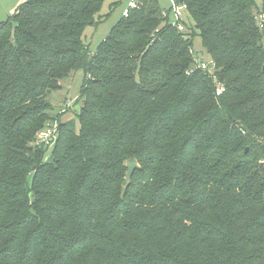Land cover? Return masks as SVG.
Instances as JSON below:
<instances>
[{
  "label": "trees",
  "instance_id": "1",
  "mask_svg": "<svg viewBox=\"0 0 264 264\" xmlns=\"http://www.w3.org/2000/svg\"><path fill=\"white\" fill-rule=\"evenodd\" d=\"M177 2L187 31L139 0L93 53L104 0H26L0 24V264H264V0ZM78 70L76 130L47 97Z\"/></svg>",
  "mask_w": 264,
  "mask_h": 264
},
{
  "label": "rangeland",
  "instance_id": "2",
  "mask_svg": "<svg viewBox=\"0 0 264 264\" xmlns=\"http://www.w3.org/2000/svg\"><path fill=\"white\" fill-rule=\"evenodd\" d=\"M164 8L169 5L168 0H159ZM112 0H104L100 11L103 16L97 24L86 27L83 40L88 45L89 50L93 53L98 44H100L107 36L112 27L122 16V11L127 7V0H120V3L111 7ZM257 5H261V0H255ZM187 24L193 26V20L189 16L186 20ZM192 51L195 57H200L207 61L209 55L204 52L201 46V40L198 35L193 38ZM84 72L81 70L73 71L68 77L60 81L61 87L55 91H51L47 97L48 102L52 106V115L62 121L70 120L74 128H79L78 119L76 117L77 110L81 105L80 91L83 85ZM49 148L45 153V158L49 155Z\"/></svg>",
  "mask_w": 264,
  "mask_h": 264
},
{
  "label": "built area",
  "instance_id": "3",
  "mask_svg": "<svg viewBox=\"0 0 264 264\" xmlns=\"http://www.w3.org/2000/svg\"><path fill=\"white\" fill-rule=\"evenodd\" d=\"M169 5L167 8L162 7L161 14L163 18L167 19V23L176 28L177 31L183 33L188 30L189 24H187L186 20L190 16L186 3L177 2V0H168ZM139 4V0H127V7L122 11V16H127L128 10L130 8H135ZM257 24L259 27L262 26L264 22V16L259 13H254ZM192 58H193V66L197 69H201L210 74L214 73L216 69V65L212 59H208L205 61L200 57H195L192 49L190 50ZM192 69L187 70L186 74L191 73ZM225 87L222 84H217L215 93L216 95L224 92ZM57 125L58 122H48L43 129L39 130L36 133L35 143L47 145L51 147L55 139L57 137Z\"/></svg>",
  "mask_w": 264,
  "mask_h": 264
},
{
  "label": "crops",
  "instance_id": "4",
  "mask_svg": "<svg viewBox=\"0 0 264 264\" xmlns=\"http://www.w3.org/2000/svg\"><path fill=\"white\" fill-rule=\"evenodd\" d=\"M26 0H0V24L16 12Z\"/></svg>",
  "mask_w": 264,
  "mask_h": 264
},
{
  "label": "water",
  "instance_id": "5",
  "mask_svg": "<svg viewBox=\"0 0 264 264\" xmlns=\"http://www.w3.org/2000/svg\"><path fill=\"white\" fill-rule=\"evenodd\" d=\"M263 164L264 162H260L259 167H261ZM126 166H127V169H126V174H125V180L126 182H129L134 170L138 167V165L135 161H127Z\"/></svg>",
  "mask_w": 264,
  "mask_h": 264
}]
</instances>
